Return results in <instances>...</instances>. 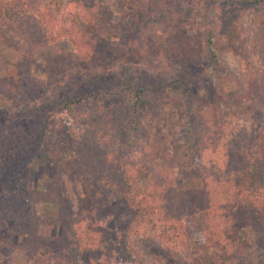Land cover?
Listing matches in <instances>:
<instances>
[{
	"label": "rangeland",
	"instance_id": "rangeland-1",
	"mask_svg": "<svg viewBox=\"0 0 264 264\" xmlns=\"http://www.w3.org/2000/svg\"><path fill=\"white\" fill-rule=\"evenodd\" d=\"M163 1L184 11L179 34H183V39L186 38L189 43L188 56L180 62H170L166 74L148 72L138 65L143 45L165 41L162 23L151 15L135 23L132 6L127 0H102L100 2L106 18L115 30L113 36L93 44L90 58L79 62L71 56L72 43L61 42L59 47L62 53L50 77V87L22 92L26 94L24 102L11 96L8 91L10 86L25 89L35 85L38 80L48 79L47 61L20 62L22 40L10 26L0 25V54L7 60L0 67V134L3 133L0 135L3 136L0 140V214H3L0 264L31 262L24 251V245L30 240L29 235L14 233V220L7 216L8 213L21 211L27 191L56 193L60 197L36 204L39 235L65 236L64 226L54 225L51 219H74L81 209L89 210L97 203L107 213V227L113 242L123 246V234L134 213L119 203L116 195L108 189L102 166L96 168L87 190L83 184L79 158L74 155L77 143L88 137L90 129H95L102 144L110 148L118 170L122 169L123 159L140 165L139 177L144 186L154 179H161L160 168L167 151L177 155L178 150L185 152L194 144L197 149L200 148L196 143L205 139L208 121L205 112L218 117V130L223 131L221 121L225 104L216 89L213 66L201 60L197 54L201 35L217 26L218 14L223 6L217 0H208V5L201 8L192 3L181 5L186 0ZM251 17L252 10L248 8L234 46L220 55L222 63L234 71L241 82L245 81L244 63L247 56L253 61L255 69L263 68L256 50L257 38ZM131 75L146 87L141 102L126 84ZM171 89L175 93L183 90L185 110L166 106ZM250 97L247 92L233 95L236 114L231 132L239 134L240 129L247 128L249 135L246 143L251 144L255 137L251 132L253 129L263 130V134H256L261 141L264 138V105L255 104ZM75 100L79 102L73 104L70 114H65L67 105ZM38 132L39 138L33 135H38ZM51 138L65 151L68 161L74 166L72 174L61 169L55 159L35 164L36 147L41 144L40 149H44V143ZM215 138L212 148L222 143L221 136ZM150 152L156 157L152 158ZM207 157L208 152L204 153L203 159ZM199 158V152L194 151L191 165L182 164L176 168L174 177L178 191L184 193L201 187ZM181 206V214L186 217L188 201L183 200ZM24 207L25 204L23 210ZM236 227L244 238L248 237L247 225L239 222ZM193 235L189 256L199 264H218L221 247L206 245L197 229ZM44 246L50 247L44 255L46 264H65L62 259L68 251L65 243L63 246L45 243ZM134 247L140 250V258L149 259L147 264H188L182 253L173 247L163 246L151 233L140 235ZM255 253H248L241 261L238 260V264H264V254L257 256ZM80 264L114 262L111 257H87Z\"/></svg>",
	"mask_w": 264,
	"mask_h": 264
},
{
	"label": "trees",
	"instance_id": "trees-1",
	"mask_svg": "<svg viewBox=\"0 0 264 264\" xmlns=\"http://www.w3.org/2000/svg\"><path fill=\"white\" fill-rule=\"evenodd\" d=\"M100 1L0 0V25L10 26L22 40L20 62L46 60L49 77L38 80L35 85L25 89L12 85L8 90L11 96L24 102L26 94L22 92L46 90L50 87V77L53 76L62 53L59 47L61 42L72 43L71 56L79 62L90 58L93 44L113 36L115 30L110 26ZM127 1L132 6L135 23L151 15L162 23L164 29L163 43L145 44L140 48L139 60L137 59L139 67L155 74H166L170 62H180L189 54V43L186 38L183 39V34H179L184 11L166 5L163 0ZM217 1L223 6L218 14L217 26L201 35L197 54L201 60L213 66L216 89L225 104V114L221 121L223 131L218 130V117L205 112L208 119L205 139L196 143L200 148L197 149L194 144L185 152L178 150L177 155L167 151L160 168L161 179H154L148 186H144L139 177L140 165L123 159L122 169L118 170L110 148L102 144L95 129H90L88 137L77 143L74 155L79 158V165L83 170L82 180L87 190L96 168L102 166L103 177L109 184L108 189L116 195L119 203L134 213L123 234V246L113 242L107 227V213L97 203L89 210L81 209L74 219H51L54 225L64 226L65 236L39 235L36 204L58 200L60 197L56 193L27 191L21 211L8 213L7 216L14 220V233L29 235L30 240L24 245V251L31 259L29 264H46L44 255L50 247H45V243L59 246L66 244L68 251L62 258L65 264H80L87 257H111L114 264H147L149 259L140 258V250L134 247L137 238L145 233L153 234L163 246L178 250L187 258L188 264H199L189 256L194 241L193 231L196 229L206 245L221 247L217 257L218 264H238V260L241 261L250 252H256L254 255L257 256L264 254V138L261 141L257 137V134H263V130L251 131L255 136L251 144L246 143L249 135L247 128L240 129L239 134L231 132L236 114L234 94L247 92L255 104L264 105V0ZM189 3L201 8L208 5V0H186L181 5L188 6ZM248 8L252 10L256 50L262 59L263 68L255 69L253 61L247 56L244 63L245 81L241 82L237 74L222 63L220 55L234 46ZM6 63L7 60L0 54V67ZM126 84L138 102L144 100L146 87L136 82L132 75L126 80ZM168 93L170 98L166 103L167 107L186 109L183 90L175 93L171 89ZM77 102L79 101L69 103L65 114H70L73 104ZM136 106H139L138 103ZM33 135L39 138L40 133ZM216 136H221L222 143L219 142L212 148ZM46 141L44 149H40L41 144L36 147L35 164L55 159L61 169L72 174L74 166L68 161L65 151L58 147L54 138ZM194 151L201 156L199 169L202 184L198 189L183 193L175 185V170L182 164L191 165ZM206 152L208 157L204 160ZM150 154L152 158L156 157L153 152ZM183 200L188 201L186 217L181 214ZM2 218L1 213L0 226ZM239 222L248 226L247 238L237 230L236 224Z\"/></svg>",
	"mask_w": 264,
	"mask_h": 264
}]
</instances>
